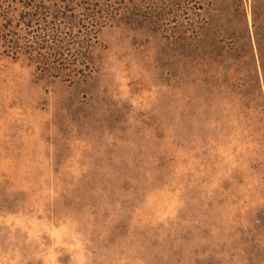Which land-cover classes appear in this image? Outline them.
Instances as JSON below:
<instances>
[{
  "label": "rangeland",
  "instance_id": "obj_1",
  "mask_svg": "<svg viewBox=\"0 0 264 264\" xmlns=\"http://www.w3.org/2000/svg\"><path fill=\"white\" fill-rule=\"evenodd\" d=\"M54 2L48 64L0 41V264H264V0Z\"/></svg>",
  "mask_w": 264,
  "mask_h": 264
},
{
  "label": "trees",
  "instance_id": "obj_2",
  "mask_svg": "<svg viewBox=\"0 0 264 264\" xmlns=\"http://www.w3.org/2000/svg\"><path fill=\"white\" fill-rule=\"evenodd\" d=\"M95 1L99 6L98 9L93 8L94 10L85 16V20L93 16L105 19L115 16L123 17L127 13L124 7L119 10L113 5L104 6V3H100L104 0ZM6 2L0 0V41L11 49L28 48L32 54L36 55V61L39 64H48L52 56L58 54L55 42L62 41L61 36L65 33L64 19L55 15L57 8L54 0H8ZM93 19L88 23L91 24V31L97 34L103 27V23L94 22Z\"/></svg>",
  "mask_w": 264,
  "mask_h": 264
}]
</instances>
